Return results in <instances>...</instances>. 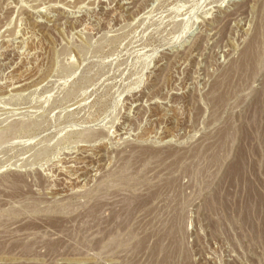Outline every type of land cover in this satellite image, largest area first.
<instances>
[{
    "label": "rangeland",
    "instance_id": "1",
    "mask_svg": "<svg viewBox=\"0 0 264 264\" xmlns=\"http://www.w3.org/2000/svg\"><path fill=\"white\" fill-rule=\"evenodd\" d=\"M0 264H264V0H0Z\"/></svg>",
    "mask_w": 264,
    "mask_h": 264
}]
</instances>
